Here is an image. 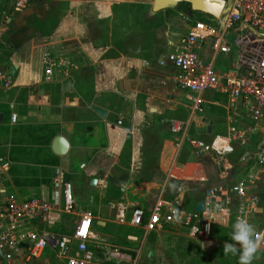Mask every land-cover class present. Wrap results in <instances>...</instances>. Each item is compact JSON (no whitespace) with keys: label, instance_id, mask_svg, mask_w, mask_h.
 I'll return each mask as SVG.
<instances>
[{"label":"crops","instance_id":"0c3cea01","mask_svg":"<svg viewBox=\"0 0 264 264\" xmlns=\"http://www.w3.org/2000/svg\"><path fill=\"white\" fill-rule=\"evenodd\" d=\"M27 1H0V40L12 52V57L2 58L4 48H0V229L5 230L6 227L2 208L7 201H24L32 197L46 201L53 199V176L57 170L64 172L72 187L75 201L72 225L79 215L92 216L91 211L76 201V190L87 193V188L112 193L108 196L110 202L103 207L108 213L113 212L115 223L123 227L126 226L117 221L121 207L128 209L127 217L132 208L149 212L158 204L165 209L174 206L189 214L196 211L197 203L202 201V216L213 225L219 224L228 233L232 231V214L245 217L262 210L264 140L256 149L241 144L240 149L235 150L233 146L235 136L242 137L237 124H243L242 120L246 119L244 111L250 110L254 104L242 99L231 100L222 94L205 93L203 109L212 105L211 110L207 116H199L203 112L192 110L187 93L174 80L176 70L172 56L194 23L201 22L196 20V15L212 16L191 10L186 0L173 6L178 5L179 8L180 4L188 3L190 8L184 11L185 14L177 11L171 19H166L161 13L166 14L172 6L155 10V0H114V98L117 101L113 106L99 93L103 88L100 82L103 78L92 75L85 78L77 74L71 59L73 54L67 50L57 58L49 57L50 52H45L41 67L37 66L35 72L31 69L28 75V66L22 57L31 53L33 60L34 43L20 30L29 20L24 18V14L20 19L7 16L9 11L24 7ZM54 1L58 2L57 11L49 16L55 31L64 15L62 2L68 6L70 0H51V3ZM143 4L151 7L147 22L139 15ZM156 16L160 17L158 22ZM213 19L218 21L216 26L220 25V18ZM59 27L64 29L60 36L64 42L63 50L69 46L65 40L87 37L73 34L68 28L65 30L63 22ZM147 32L150 46L136 60L126 59L118 49L121 39L133 33L143 36ZM87 50L76 52L89 54ZM199 54L205 60L211 57L208 42ZM215 62L220 67L219 63L226 64V57L215 56ZM167 67L170 73H167ZM180 93L186 95L188 111L181 121L185 127L178 133L172 131V124L178 120L173 104L176 98L172 96ZM93 106L105 110V117L98 115ZM13 113L16 114L15 123L11 121ZM259 117L264 124V111L256 113L255 118ZM194 122L195 133L192 135L190 131ZM202 131L208 138L196 139ZM137 133L140 134L139 141L133 146L127 144L129 139L126 135L132 137ZM57 136H62L69 144L63 155L52 150ZM216 136L233 139L232 151L211 150L209 144ZM151 137L159 142L153 145ZM121 153H125L123 158L128 159V165L120 161L123 159ZM113 154L116 155L115 162ZM101 213L106 214L102 209ZM53 214L52 222H26L15 228L6 239H0V256L3 254L6 262L27 264L29 235L42 230L55 232L53 228L62 227L67 216L62 210ZM92 218L97 225L99 250L111 251L101 244L104 241L98 232L99 227L107 226V222ZM179 229L187 233L183 228ZM215 233L213 226L211 236L203 240H209ZM253 235L261 240L260 247H263L264 225L258 227ZM225 241L231 242L225 239L219 243L224 244ZM98 255L105 257L103 253L97 254L99 260ZM127 255L132 259L131 253ZM57 256L60 257L59 254ZM41 257L34 264H41ZM213 259L222 264L232 261L229 255L223 254Z\"/></svg>","mask_w":264,"mask_h":264},{"label":"built area","instance_id":"2783aa9c","mask_svg":"<svg viewBox=\"0 0 264 264\" xmlns=\"http://www.w3.org/2000/svg\"><path fill=\"white\" fill-rule=\"evenodd\" d=\"M220 25L195 22L184 37L181 47L172 56L176 70L174 80L191 101L192 110L203 109V95L217 93L231 100L242 99L253 103L250 110L259 113L264 111V0H231V5ZM208 42L211 57L203 59L199 52ZM230 63L223 70L215 62V56H231ZM11 121L16 122V114H11ZM184 122L175 121L172 131L180 133ZM233 139L216 136L209 144L216 152L232 151ZM194 143L203 146L202 142ZM54 197L51 201L29 198L24 201L9 200L2 208L5 230L0 229V239L12 235L20 225L31 221L52 222L54 212L63 211L74 214L75 201L71 184L63 171L57 170L53 176ZM242 192V189H239ZM162 204L146 212L141 208H132L129 217L128 209L121 207L117 221L129 228H139L148 232H163L167 228H183L187 234L204 239L213 232V223L203 217V212H181L174 206L167 209ZM97 225L91 215H79L71 227L70 235H60L46 230L29 235V246L25 262H34L48 250H56L65 264H133L134 261L119 246L106 252L99 250L96 244ZM127 241L137 243L140 237L127 235ZM97 240V242H96ZM102 244V242H101ZM99 247V248H98ZM133 251V250H130ZM105 254V260L97 254Z\"/></svg>","mask_w":264,"mask_h":264},{"label":"rangeland","instance_id":"374dc122","mask_svg":"<svg viewBox=\"0 0 264 264\" xmlns=\"http://www.w3.org/2000/svg\"><path fill=\"white\" fill-rule=\"evenodd\" d=\"M113 1L114 0H70L68 6H66V2H62L61 8L64 10V15L61 18V22L64 23L65 30L68 28V30L73 34H81V36L84 37L87 36L83 39H75L73 37L70 40H65L66 44L69 43L68 49L65 50L62 48L64 44L63 38H60V36H62L61 32L64 30L63 28L59 27L61 22L54 31V25L52 23L53 20L49 16L50 14L53 15L54 12L57 11V1L51 3V0H28L25 6L20 8V10L9 11V13H7L9 18L20 19V17H23L22 14H24V18H28L29 20V23L20 30H23L24 36H27V38H29V40L34 43L33 60H31V53L22 57V59L25 61V64H27L26 66H28V75H30L31 69L35 72L37 70V66L38 68L41 67L43 59L42 55L45 52H50L49 57L57 58L60 57V53H64L67 50L68 53L73 54L71 59L76 66L74 71L77 72V74H80L85 78L89 77L90 75L97 76L100 79L103 78L100 80V82L102 83V89L104 90L101 89V92L99 93L106 102H110L114 106V102H116L117 99L114 98ZM145 1L146 0H141V2ZM148 4L150 5V3ZM148 4H143L139 11V15L144 22H147L145 20H150V6L152 4L150 6ZM230 5L231 0H228V9ZM177 11L185 14L184 10L179 9L178 5H176L169 7L166 14L161 13V15L166 19H171L174 18L171 15H174ZM196 16V20L213 25L209 16L204 14H197ZM158 17L159 16H156V22L160 20ZM178 19L179 18H177V20ZM48 32L51 33L48 34ZM112 35L113 37L111 38ZM149 38L148 32L143 36L140 33H133L129 37L121 39V44L119 45L118 49L123 52V55L126 59L130 61L136 60L137 57H139V55L145 49H147V46H150ZM91 47H93L94 50H91ZM0 48H4L3 50L1 49L3 53L1 55L2 58L12 57V52L7 50V46H5L1 40ZM83 49H88L89 51H87L89 54H80L76 52L82 51ZM233 56L234 52H232L231 57L229 56V58L226 59L227 64L230 63V60L233 58ZM219 64L222 69L227 67L225 62ZM167 68V71L169 70L167 73H170V68ZM71 98L72 96L69 98V100ZM172 98H176V101L173 103L175 106L174 110L176 112V117L178 118V120H176L181 122L183 121L182 118H185L188 111L186 108V95L184 93H180L176 96L173 95ZM211 106L212 105L205 107L202 110L203 113L199 114V116H207L211 110ZM244 112L246 119L242 120L243 124H241V122L237 124V126L239 125L237 130H242V137L237 138L235 136V142L233 143L235 150L240 149L241 144H243L245 147L251 145V147L256 149V147L260 146L264 140V124L261 122V118H255L256 113L251 110H245ZM194 124L195 122L193 123L192 129L190 131L192 135L195 133ZM131 136L132 137L126 135V138L129 139L127 144L133 146L139 141L140 134L137 133L136 135ZM153 138L151 137L152 144L156 145L159 141L156 138ZM206 138L208 137H206L205 131H202L200 137L196 136V139L199 140ZM127 148L128 146L126 149ZM120 155V157L123 158L125 153H121ZM115 157L116 155L113 154V162H115ZM120 161L126 164L128 159L123 158L120 159ZM126 165H128V162ZM107 190L110 191L111 188L108 187ZM86 191L87 193H84L81 189H77L76 201L82 208L91 211L92 216L96 221L107 222V226L102 228L99 227L100 229H98L99 238L104 241L102 244L106 245L111 250H114V244L115 246L120 245L119 247L123 250V252L132 254V260H134L133 264H222L215 261L213 258H216L218 254H223V243L221 244L219 242L225 239L230 240L229 237L231 232H224L223 227L219 224L213 225L216 233L209 240H203L190 236L183 230L176 227L167 228L165 231L160 233H146L144 230L139 228L129 229L115 223L113 212L108 213L107 208L103 207V205L110 202L108 196L110 197L112 195L111 192L105 194V191H100L98 189L95 190L93 188H87ZM130 201L133 200L130 199ZM235 207H237V205H235ZM101 209L105 210L106 214L101 213ZM238 217V215L236 217V215L232 214L230 224L232 225V223ZM245 218L254 226L256 231L258 227L264 225V205L262 210H259V212L255 214L253 213L251 216H245ZM73 219V216L65 215L62 227H56L53 228V230H55L56 234L70 235ZM51 232L55 233L54 231ZM131 234L140 237V240L137 243H130L132 245L128 244L126 241L127 235ZM54 250H48L46 254L44 253L45 255L41 257V264L66 263L62 257L57 256L58 253ZM229 256L231 257L232 261L230 263L227 262V264H238V257L232 255ZM100 258L101 261H104L105 259L104 256H100ZM0 264L15 263L6 262L3 258V254H1ZM252 264H264V246L259 247Z\"/></svg>","mask_w":264,"mask_h":264},{"label":"clouds","instance_id":"9594fccd","mask_svg":"<svg viewBox=\"0 0 264 264\" xmlns=\"http://www.w3.org/2000/svg\"><path fill=\"white\" fill-rule=\"evenodd\" d=\"M230 241L223 244V255L238 257V264H252L261 240L254 238V226L242 215L232 223Z\"/></svg>","mask_w":264,"mask_h":264},{"label":"water","instance_id":"95a60500","mask_svg":"<svg viewBox=\"0 0 264 264\" xmlns=\"http://www.w3.org/2000/svg\"><path fill=\"white\" fill-rule=\"evenodd\" d=\"M182 0H155V10L173 6ZM191 5V10L200 11L205 14H208L216 19H224L228 11V0H186ZM93 110L100 115L105 117L106 111L100 107L93 106ZM69 149L68 142L62 137L57 136L53 140L52 150L55 154L63 155ZM195 210L197 212H202L204 210V203L198 202Z\"/></svg>","mask_w":264,"mask_h":264},{"label":"trees","instance_id":"16d2710c","mask_svg":"<svg viewBox=\"0 0 264 264\" xmlns=\"http://www.w3.org/2000/svg\"><path fill=\"white\" fill-rule=\"evenodd\" d=\"M189 8H190V5L188 3H182V4H180V7H179V9H183L184 11L188 10ZM217 22L218 21L215 20V19L212 20V23H214V24L217 23ZM214 230H215V228H214Z\"/></svg>","mask_w":264,"mask_h":264}]
</instances>
